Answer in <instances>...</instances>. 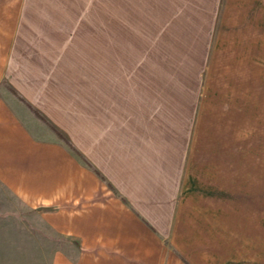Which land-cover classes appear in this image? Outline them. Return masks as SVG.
I'll return each mask as SVG.
<instances>
[{
	"label": "crops",
	"instance_id": "crops-1",
	"mask_svg": "<svg viewBox=\"0 0 264 264\" xmlns=\"http://www.w3.org/2000/svg\"><path fill=\"white\" fill-rule=\"evenodd\" d=\"M199 1L219 4L220 20L196 92L178 87L167 66L145 74L143 88L122 87L113 69L106 89L93 87L102 73L73 76L69 58L49 54L53 40L21 57L25 34L44 30L37 18L51 16L57 0H0V81L63 129L80 154L17 102L0 99V188L15 200L0 195V220L15 213L35 220L46 244L31 264H264V159L256 154L248 168L242 146L246 98L263 79L264 0ZM215 79L236 109L225 122L210 109ZM228 80L244 82L243 90L226 91Z\"/></svg>",
	"mask_w": 264,
	"mask_h": 264
},
{
	"label": "rangeland",
	"instance_id": "rangeland-1",
	"mask_svg": "<svg viewBox=\"0 0 264 264\" xmlns=\"http://www.w3.org/2000/svg\"><path fill=\"white\" fill-rule=\"evenodd\" d=\"M206 2L199 0H61L58 2L57 0L54 8L56 6L58 8L52 11L51 16L37 18V21L42 20L39 26L44 30L34 35L25 34L31 36L25 43L26 47H22L20 51L21 57L37 52L35 45L37 42L53 40L62 48L55 45L48 50L49 54L69 58L67 66L71 68L73 76L82 79L87 76L92 79L102 73V78L100 76L98 81L93 79L89 82L93 87L97 84L96 87L106 89L112 79L111 72L114 70L122 79L120 83H124L122 87L129 84L130 88H143L147 80L145 74L154 76L167 66L166 71L172 76L170 79L175 80L177 76L178 81L175 82L178 87L183 85L185 90L194 88L197 92L205 75L206 54L209 46L214 42L220 20V5L218 4L215 9ZM261 68L263 72L258 76L263 74V79L253 82L254 92L257 95L249 94L246 98L250 129L248 143L242 146L248 154V168L258 163L257 160H250L257 156L256 154H263L262 159H264V65H261ZM215 81L219 88L222 80L215 79ZM82 83V80L72 81L74 88L80 87ZM172 84L169 81L168 88L175 87L176 83L172 82ZM225 87L226 91L230 92L234 89L240 92L243 90L244 82L234 86L233 81L228 80ZM221 90L219 88L217 91L215 95L217 97L214 98L215 102L211 103L210 109L215 106L212 114L218 121L225 122L227 112L231 110L234 112L236 109L227 94L222 93ZM0 99L14 100L31 112L55 137L63 141L59 132L69 139L63 129L29 102L10 81H0ZM243 100L242 98L241 105H244ZM259 126H262L261 134ZM239 163L242 166L244 161L240 160ZM0 195L2 202L15 205V200L3 188H0ZM10 210L16 212L15 209ZM238 211L239 209L233 206V220H240L239 214H235ZM23 213L30 217L31 211H23ZM249 213L254 215L255 211ZM259 213H262L264 220V202L261 204V210L258 207V215ZM8 216L12 218L0 220V264H31L33 253L41 252L42 245L46 242L39 239L43 233L37 234V228L34 229L35 225H33L35 220L30 218L16 220L17 213Z\"/></svg>",
	"mask_w": 264,
	"mask_h": 264
},
{
	"label": "trees",
	"instance_id": "trees-1",
	"mask_svg": "<svg viewBox=\"0 0 264 264\" xmlns=\"http://www.w3.org/2000/svg\"><path fill=\"white\" fill-rule=\"evenodd\" d=\"M32 110L34 111V113H37L36 110H34V109H32ZM58 134H59V136H61V139H63V142L65 143V145L68 146L75 154H77V155L80 156L79 151L71 144V142L69 141V139L66 138V136L64 134H62V133H59L58 132ZM121 199H123L124 201H126L125 198H123V197H121Z\"/></svg>",
	"mask_w": 264,
	"mask_h": 264
}]
</instances>
